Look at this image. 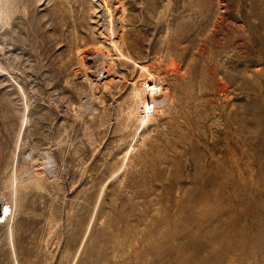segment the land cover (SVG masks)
I'll return each instance as SVG.
<instances>
[{
	"label": "rangeland",
	"instance_id": "rangeland-1",
	"mask_svg": "<svg viewBox=\"0 0 264 264\" xmlns=\"http://www.w3.org/2000/svg\"><path fill=\"white\" fill-rule=\"evenodd\" d=\"M8 202L0 264H264V0H0Z\"/></svg>",
	"mask_w": 264,
	"mask_h": 264
},
{
	"label": "bare ground",
	"instance_id": "bare-ground-1",
	"mask_svg": "<svg viewBox=\"0 0 264 264\" xmlns=\"http://www.w3.org/2000/svg\"><path fill=\"white\" fill-rule=\"evenodd\" d=\"M99 60V59H98ZM100 61V60H99ZM97 62L96 63V66H97V71L95 72V74H94V76L97 78V79H99L100 78V76H103L104 74H105V71L106 70H104V69H102L101 68V62ZM95 71V70H94ZM19 86V85H18ZM158 86V85H157ZM21 87V86H20ZM159 87V86H158ZM158 87H156V88H158ZM21 90V89H20ZM166 90V89H165ZM22 92V91H21ZM163 92H164V89H163ZM22 94V93H21ZM167 94V93H166ZM25 95V94H24ZM24 95H23V98H24ZM162 96V95H161ZM168 96V95H167ZM166 96V97H167ZM169 97V96H168ZM160 99V96L159 95H157V96H153L152 97V101H155V102H157V103H159V102H162V100H159ZM164 100V99H163ZM148 101H147V105H148ZM25 105H27V104H25ZM147 105H146V108H147ZM28 107V106H27ZM26 107V108H27ZM146 108H144V109H146ZM28 110V109H27ZM148 110V109H147ZM27 113V112H26ZM28 114V113H27ZM26 121V120H25ZM24 125V124H23ZM26 125V124H25ZM16 167H17V164H16ZM16 173V172H15ZM14 177V176H13ZM16 178V177H15ZM16 181V180H15ZM16 183V182H15ZM17 184V183H16ZM15 184V185H16ZM17 186V185H16ZM16 186H15V188H14V196H15V192H16ZM18 187V186H17ZM17 195V194H16ZM13 197V196H12ZM16 198V197H15ZM11 201V200H10ZM16 201V200H15ZM13 202V201H12ZM16 205V204H15ZM12 206H11V204L8 202V203H3V204H1V209H0V214H1V216H2V219H3V217H6V223H8L10 220H12L13 219V217H12ZM8 225V224H7ZM8 228H10L11 229V226H7ZM10 244H11V249H12V263L13 264H19V261H18V257H17V255H16V252H15V246H14V243H13V240L10 238Z\"/></svg>",
	"mask_w": 264,
	"mask_h": 264
},
{
	"label": "built area",
	"instance_id": "built-area-1",
	"mask_svg": "<svg viewBox=\"0 0 264 264\" xmlns=\"http://www.w3.org/2000/svg\"><path fill=\"white\" fill-rule=\"evenodd\" d=\"M153 83H154V82H153ZM153 83L148 81L147 84H146V87H147L148 90H149L148 94L151 93L149 96H150V97H153V96H157V95H159V96H160V99H159V100H163V98H162V96H161V94H162V89H160V87L156 88L155 85H153ZM159 93H161V94H159ZM148 102H149V103H148L146 109H148V111H149V113H150L151 109H153V107H155V106L157 105V103L151 101V99H149ZM159 103H161V102H159ZM159 103H158V104H159ZM150 114H151V113H150ZM0 220H2V216H1Z\"/></svg>",
	"mask_w": 264,
	"mask_h": 264
}]
</instances>
